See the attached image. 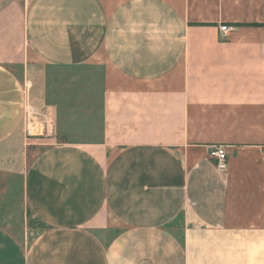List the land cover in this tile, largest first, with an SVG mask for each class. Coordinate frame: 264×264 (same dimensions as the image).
I'll list each match as a JSON object with an SVG mask.
<instances>
[{
  "label": "crops",
  "instance_id": "1",
  "mask_svg": "<svg viewBox=\"0 0 264 264\" xmlns=\"http://www.w3.org/2000/svg\"><path fill=\"white\" fill-rule=\"evenodd\" d=\"M0 180V264H264V0H0Z\"/></svg>",
  "mask_w": 264,
  "mask_h": 264
},
{
  "label": "rangeland",
  "instance_id": "2",
  "mask_svg": "<svg viewBox=\"0 0 264 264\" xmlns=\"http://www.w3.org/2000/svg\"><path fill=\"white\" fill-rule=\"evenodd\" d=\"M23 82H25V80ZM28 104L31 107L30 109L32 108L37 109V107L33 105L31 101L28 102ZM29 112H28L29 115L27 116L28 119L24 120L22 135L24 137V140H27L28 145L33 148L32 153L34 154L40 146H38L37 144L29 143L31 142L29 140H32L33 136H37L38 134L43 135L44 128L42 129V126H44L45 124L41 123L42 121L38 119V115H34L32 118V115H33L32 111L30 110ZM31 123L32 124L37 123L38 128L36 126L33 127ZM31 128H34V129L31 130ZM28 145L24 144L23 146L26 147ZM2 185H3V182L0 180V187H2ZM1 202H2V199L0 200V225H4V226L11 225L12 229H14L16 233L19 230H22L23 226L35 227L39 225L37 221L30 215L29 212H27L26 217L24 214L22 215L23 213L22 208L21 209L15 208L13 211L7 212L4 210L3 204ZM4 214H5V217H4ZM13 225H15L16 227H13Z\"/></svg>",
  "mask_w": 264,
  "mask_h": 264
},
{
  "label": "built area",
  "instance_id": "3",
  "mask_svg": "<svg viewBox=\"0 0 264 264\" xmlns=\"http://www.w3.org/2000/svg\"><path fill=\"white\" fill-rule=\"evenodd\" d=\"M221 30L223 31H227L229 29V27L227 26H221L220 27ZM24 86L27 88L28 87V81H25L24 82ZM31 107L29 106V104L26 105V108H25V115H24V120L28 119V112L31 110L32 111V118L34 115H38L40 116L39 114V111L37 109H30ZM30 113V112H29ZM31 118V120H32ZM43 123V122H41ZM32 124V123H31ZM44 124V123H43ZM33 127L36 126L37 127V123L35 124H32ZM38 128V127H37ZM44 128V126H42V129ZM34 128H31V130H33ZM209 157L214 161V163L216 164V167L218 170L222 171L225 169L226 167V152H225V148L223 145H214L210 148V151H209Z\"/></svg>",
  "mask_w": 264,
  "mask_h": 264
}]
</instances>
